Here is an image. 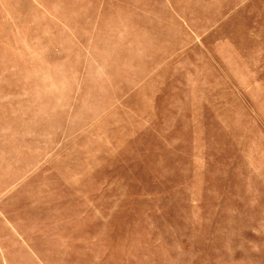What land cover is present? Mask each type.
I'll return each mask as SVG.
<instances>
[{
    "label": "rangeland",
    "instance_id": "rangeland-1",
    "mask_svg": "<svg viewBox=\"0 0 264 264\" xmlns=\"http://www.w3.org/2000/svg\"><path fill=\"white\" fill-rule=\"evenodd\" d=\"M0 264H264V0H0Z\"/></svg>",
    "mask_w": 264,
    "mask_h": 264
}]
</instances>
